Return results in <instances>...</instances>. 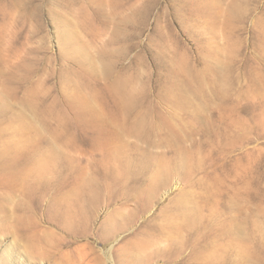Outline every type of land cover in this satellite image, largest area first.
<instances>
[{"label": "rangeland", "instance_id": "obj_1", "mask_svg": "<svg viewBox=\"0 0 264 264\" xmlns=\"http://www.w3.org/2000/svg\"><path fill=\"white\" fill-rule=\"evenodd\" d=\"M0 264H264V0H0Z\"/></svg>", "mask_w": 264, "mask_h": 264}]
</instances>
